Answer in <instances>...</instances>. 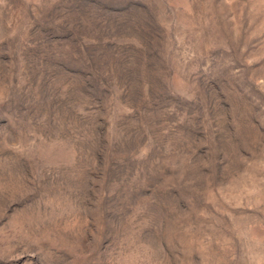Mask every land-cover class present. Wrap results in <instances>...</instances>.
<instances>
[{"label":"rangeland","instance_id":"rangeland-1","mask_svg":"<svg viewBox=\"0 0 264 264\" xmlns=\"http://www.w3.org/2000/svg\"><path fill=\"white\" fill-rule=\"evenodd\" d=\"M0 264H264V0H0Z\"/></svg>","mask_w":264,"mask_h":264}]
</instances>
